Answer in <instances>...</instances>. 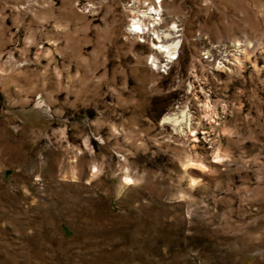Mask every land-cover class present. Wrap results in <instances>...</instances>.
<instances>
[{"label":"rangeland","instance_id":"rangeland-1","mask_svg":"<svg viewBox=\"0 0 264 264\" xmlns=\"http://www.w3.org/2000/svg\"><path fill=\"white\" fill-rule=\"evenodd\" d=\"M0 264H264V0H0Z\"/></svg>","mask_w":264,"mask_h":264},{"label":"bare ground","instance_id":"bare-ground-1","mask_svg":"<svg viewBox=\"0 0 264 264\" xmlns=\"http://www.w3.org/2000/svg\"><path fill=\"white\" fill-rule=\"evenodd\" d=\"M150 9L152 10L153 13H157V8L155 6L151 7L150 6ZM139 22H133L132 25H136L135 28H137V30L139 31L140 34H144L145 32H147L149 30V26H146V28H144L141 24V22L138 24ZM177 41L176 42H172L170 44H167V45H163V44H160L158 47L160 49L161 52H166V54L168 55H171L173 54V50L177 47ZM190 184H193L194 181L193 180H190Z\"/></svg>","mask_w":264,"mask_h":264},{"label":"built area","instance_id":"built-area-1","mask_svg":"<svg viewBox=\"0 0 264 264\" xmlns=\"http://www.w3.org/2000/svg\"><path fill=\"white\" fill-rule=\"evenodd\" d=\"M150 14H151V13H150ZM151 15H152V14H151ZM135 19H137V17H134V18L131 20L130 24H129V32H130L131 34L135 35V36H141L142 34H140L139 31H138L137 29L134 30L133 26L131 25V23H132ZM144 35H145V34H144Z\"/></svg>","mask_w":264,"mask_h":264}]
</instances>
